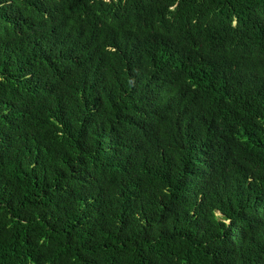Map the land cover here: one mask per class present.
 Instances as JSON below:
<instances>
[{
  "label": "trees",
  "instance_id": "trees-1",
  "mask_svg": "<svg viewBox=\"0 0 264 264\" xmlns=\"http://www.w3.org/2000/svg\"><path fill=\"white\" fill-rule=\"evenodd\" d=\"M0 264H264V0H0Z\"/></svg>",
  "mask_w": 264,
  "mask_h": 264
}]
</instances>
